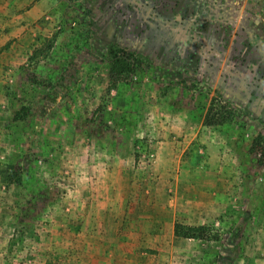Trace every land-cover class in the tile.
<instances>
[{
	"label": "rangeland",
	"instance_id": "374dc122",
	"mask_svg": "<svg viewBox=\"0 0 264 264\" xmlns=\"http://www.w3.org/2000/svg\"><path fill=\"white\" fill-rule=\"evenodd\" d=\"M259 134L264 0H0V264H264Z\"/></svg>",
	"mask_w": 264,
	"mask_h": 264
},
{
	"label": "trees",
	"instance_id": "16d2710c",
	"mask_svg": "<svg viewBox=\"0 0 264 264\" xmlns=\"http://www.w3.org/2000/svg\"><path fill=\"white\" fill-rule=\"evenodd\" d=\"M110 59V70L114 75V78L116 80L115 82L127 81L128 77L135 73L137 66L135 62L136 59L127 49L121 47L113 48L110 52ZM15 118H19V111L16 113ZM233 118L234 110L226 103L213 98L204 115L203 122L206 125H220L231 121ZM263 141L264 136L262 134L256 136L252 144V150L256 151L258 147H261ZM8 179L11 182L20 181V177L18 176V174L13 176V174L10 173ZM185 230V236L196 237L199 239L204 238L205 231L203 225L185 227Z\"/></svg>",
	"mask_w": 264,
	"mask_h": 264
}]
</instances>
